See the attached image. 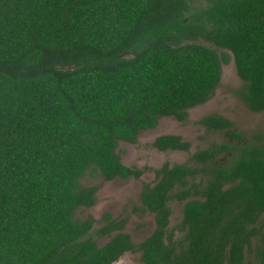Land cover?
<instances>
[{
  "label": "trees",
  "instance_id": "1",
  "mask_svg": "<svg viewBox=\"0 0 264 264\" xmlns=\"http://www.w3.org/2000/svg\"><path fill=\"white\" fill-rule=\"evenodd\" d=\"M230 59L242 101L264 112V0H0V264H110L125 250L145 264H264V135L214 113L199 123L228 140L144 185L156 228L137 248L124 233L98 245L92 217H75L98 188L82 178H137L119 142L187 121ZM153 146L190 147L176 134Z\"/></svg>",
  "mask_w": 264,
  "mask_h": 264
},
{
  "label": "rangeland",
  "instance_id": "2",
  "mask_svg": "<svg viewBox=\"0 0 264 264\" xmlns=\"http://www.w3.org/2000/svg\"><path fill=\"white\" fill-rule=\"evenodd\" d=\"M242 88L243 81L237 75L234 65L224 63L221 81L214 96L206 103L191 108L187 121L181 122L172 117L160 118L155 128L139 133L137 143L119 142L117 152L124 164L148 168L139 179L114 178L110 181H102L95 175H86L82 178L83 185H96L99 188L95 206L77 208L75 217L78 219H85L88 215L94 217L95 223L90 232L98 245H103L111 237V235L99 236L93 230L103 224L105 213L111 218L126 216L124 230L130 234L133 243L138 244L149 236L154 228V218L148 211L140 210L142 206L139 194L142 184L155 181L156 176L153 172L155 173V170L159 169L163 163L167 162L170 165L182 163L193 166L195 165L192 158L193 152L207 148L213 143L218 144L228 140L222 132L208 130L199 123L202 117L212 113L218 114L229 119L237 132H242L246 136L258 132L264 135V112L253 113L247 108L241 99ZM168 133L178 134L183 140L188 141L189 150L159 151L153 147L152 142L156 136ZM170 207L172 210L170 222L173 227L181 220L182 203L171 201ZM178 233H180L179 230ZM114 264L144 263L140 260L139 252H131L123 255Z\"/></svg>",
  "mask_w": 264,
  "mask_h": 264
},
{
  "label": "flooded vegetation",
  "instance_id": "3",
  "mask_svg": "<svg viewBox=\"0 0 264 264\" xmlns=\"http://www.w3.org/2000/svg\"><path fill=\"white\" fill-rule=\"evenodd\" d=\"M223 64L224 63H222V66H223ZM225 64H233L234 65V62H233V60L232 59H230L228 62H226ZM234 68H235V66H234ZM235 71H236V69H235ZM221 76H222V70H221ZM220 81H221V78H220ZM220 83V82H219ZM219 85V84H218ZM217 88V87H216ZM216 88H215V90H216ZM215 92V91H214ZM214 96V94L212 95V97ZM190 110V109H189ZM189 110H188V114H189ZM151 129H153V128H151ZM146 130H148V129H146ZM144 131V130H143ZM168 134H172V133H168ZM160 135H163V134H160ZM160 135H158V136H160ZM176 135H178V134H176ZM139 136V135H138ZM158 136H156V137H158ZM155 137V138H156ZM154 138V139H155ZM182 138V137H181ZM137 141H138V137H137ZM186 141V140H185ZM153 142H154V140H153ZM153 142H152V145H153ZM129 143V142H128ZM137 143V142H136ZM131 144H135V143H131ZM190 145V144H189ZM154 147V146H153ZM156 148V147H155ZM157 149V148H156ZM157 150H159V149H157ZM169 150V149H168ZM171 150V149H170ZM160 151V150H159ZM122 161V160H121ZM164 164V163H163ZM163 164L159 167V169L160 168H162V166H163ZM126 165V164H125ZM126 166H128V167H130V168H132V169H137L138 171H139V174H138V177L137 178H135V179H139L141 176H142V174L148 169L147 167H142V168H139V167H136V166H131V165H126ZM159 169H157V170H155V173L153 172V174H155V176H156V178H155V181H153V182H151V183H143L142 184V186H141V190H140V193H141V191H142V189H143V187H144V185L145 184H148V185H150V186H153L155 183H156V180L158 179V174H157V172H158V170ZM115 178H118V177H115ZM128 178H134L133 176H130V177H128ZM127 178V179H128ZM114 179V178H113ZM120 179V178H119ZM102 180V179H101ZM112 180V179H111ZM122 180H126V179H122ZM102 181H110V180H102ZM99 188V187H98ZM98 188H97V190H98ZM97 190L95 191V193H94V196H95V201H94V203L90 206V207H85V208H91V207H94L95 206V203H96V193H97ZM139 199H140V194H139ZM140 202H141V200H140ZM141 208H140V210L141 211H143V210H145V211H148L149 213H151L152 215H153V218H154V214L152 213V212H150L148 209H146V208H144V205L142 204V202H141ZM169 207H170V203H169ZM170 210H171V207H170ZM171 214H172V210H171ZM181 216H182V212H181ZM87 217H92V228H93V226H94V223H95V219H94V217L93 216H91V215H88ZM103 217L105 218V220H104V222H103V224L101 225V226H99L98 228H96V229H93L95 232H97V231H104L102 234H98L99 236H109V235H111V237H113L114 235H116V234H118V233H124V234H127L128 236H129V239H130V241L132 242V239H131V236H130V234L129 233H127V232H125V230H124V226H125V221H126V216H122V217H119V218H111L110 216H109V214H107V213H105L104 215H103ZM170 219H171V215H170ZM168 226L169 227H171L173 230H174V233L177 235V236H181L182 234H181V232L180 233H178V229H176L175 228V226L176 225H174L173 227L171 226V222L169 221V223H168ZM104 227H106V228H109V230H102V228H104ZM155 228H156V223H155V219H154V228H153V230H152V232L155 230ZM152 232L150 233V235L152 234ZM149 235V236H150ZM149 236H147L145 239H147ZM110 237V238H111ZM110 238L106 241V242H108L109 240H110ZM144 239V240H145ZM144 240H142L141 242H143ZM105 242V243H106ZM140 242V243H141ZM104 243V244H105ZM133 243V242H132ZM140 243H138V244H140ZM134 245H135V248H137V246H138V244H135V243H133ZM131 252H139L138 250L137 251H131V250H125L123 253H122V255H120L115 261H113V262H111L110 264H114L115 262H117L120 258H122V256L123 255H127V253H131ZM140 253V252H139ZM140 256H141V253H140ZM144 263V262H143ZM145 264V263H144Z\"/></svg>",
  "mask_w": 264,
  "mask_h": 264
}]
</instances>
